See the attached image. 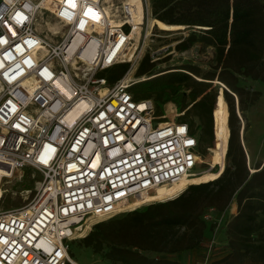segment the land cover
Returning a JSON list of instances; mask_svg holds the SVG:
<instances>
[{"label":"built area","instance_id":"built-area-1","mask_svg":"<svg viewBox=\"0 0 264 264\" xmlns=\"http://www.w3.org/2000/svg\"><path fill=\"white\" fill-rule=\"evenodd\" d=\"M139 1L141 22L127 0H0V187L26 169L42 176L31 202L0 210V264H80L70 252L83 223L85 235L176 199L190 184L157 191L201 174L183 113L159 116L152 99H135L130 71L113 84L101 75L150 36V0ZM215 211L204 215L216 224L206 254L222 224Z\"/></svg>","mask_w":264,"mask_h":264},{"label":"trees","instance_id":"trees-1","mask_svg":"<svg viewBox=\"0 0 264 264\" xmlns=\"http://www.w3.org/2000/svg\"><path fill=\"white\" fill-rule=\"evenodd\" d=\"M151 4L155 26L199 27L176 47L179 51L196 43L214 47L216 65L208 71L188 64L155 72L157 64L147 53L136 76L152 77L130 90L137 100L153 98L158 114L165 113L166 104L180 100L181 112L186 110L181 119L198 136L201 154L214 147L219 159L228 163L220 172L195 176L176 199L97 223L83 243L114 264H185L170 255L204 246L207 250L206 235L213 223L204 215L211 208L227 210L236 197L238 213L228 224L231 251L224 264H239L251 255L264 264V163L254 172L248 167L237 111L238 103L242 115L247 110L248 90L240 85V76L264 82V0H151ZM129 67L130 63H119L101 75L113 84ZM217 79L226 87L221 92L213 87Z\"/></svg>","mask_w":264,"mask_h":264},{"label":"rangeland","instance_id":"rangeland-1","mask_svg":"<svg viewBox=\"0 0 264 264\" xmlns=\"http://www.w3.org/2000/svg\"><path fill=\"white\" fill-rule=\"evenodd\" d=\"M127 1V3L129 4H137V20L141 22L143 18L142 6L140 4V1ZM155 20L156 18H154L153 15L146 16L143 33L146 34L145 32H147L150 36L147 38L145 43L144 36L142 37L141 42L137 40V48L133 47L134 49L129 53V61L124 62L130 63V72H128L129 75L135 80L134 84L142 83L145 80L151 79L152 77L148 76V74H145L142 77L136 76V72L139 67H136V65H138L139 63L141 64L142 61L139 60V55L143 53L144 56L149 53L151 56V62H156L157 65L154 70L155 72H159L160 70L164 69L170 70L173 67H182L188 64L196 65L203 69V71L214 70L216 65L214 47L204 46L200 43L194 44L191 48L187 49V51H179L176 47V45L186 39L187 36L192 33V31H198L199 27L193 28L186 25L184 26V28H178L173 26L170 27L165 24L155 26ZM219 71L220 70H217V72ZM197 79L199 81L203 80L201 78ZM240 85L248 90V94L246 96L247 110L245 111L244 115H242L240 110L238 111L237 106V111L242 123L241 132H244H242V137L243 145L246 151L248 167L250 168L251 172H254L259 164L264 163V82L254 80L251 77H245L242 75L240 76ZM224 86L225 85L218 79L213 81V87H216L219 92L224 89ZM220 97V101H224V94H220ZM148 99H152L154 101L153 98ZM164 109V114L157 113V115H167L168 118H171L174 116V112L176 111L183 113V115H181L179 118H176V120L178 121H182L181 118H183L186 112V110L181 112L183 106L181 105L180 100L176 101V103L166 104ZM207 148V153L203 155V162L200 166L201 173H205L211 170L212 172L216 170L220 172L223 166L225 169L228 163L226 161V158L223 161L220 160L219 154L216 152V150H214V147ZM224 169L222 170V172L224 171ZM40 180H42L41 174L33 169H26L23 172L15 173L13 178L3 181V190L0 187V210L13 209L31 202L37 192L38 182ZM230 206L228 207L229 209L225 211H215L213 215L216 220H220L222 218L221 227L216 234V248H213L212 251H209L208 254H206L207 250L204 246L203 248H194L193 250L186 252H178V254L170 255V257L176 260H180L185 264H224V258L231 251V249L229 248L230 236L227 233L228 224L238 213L236 197L234 199V202ZM123 214L124 213L120 215ZM94 226H92V228ZM215 226V223L211 224V229L207 232V244L212 240V238L214 239ZM91 230L92 229H90V231ZM87 233L84 236L76 238V241L71 246L70 253L72 254V257L75 259V261H78V263L80 264H114L110 260L104 258L102 253H97L93 250L92 247L89 248L85 246V244L83 243V238L90 232L88 234ZM239 264L260 263L255 255H251V257L246 258Z\"/></svg>","mask_w":264,"mask_h":264},{"label":"bare ground","instance_id":"bare-ground-1","mask_svg":"<svg viewBox=\"0 0 264 264\" xmlns=\"http://www.w3.org/2000/svg\"><path fill=\"white\" fill-rule=\"evenodd\" d=\"M134 1V0H132ZM132 3V2H130ZM81 105H83V103L79 104L78 107H80ZM77 107L76 110H78L79 108ZM203 173V172H202ZM201 173V174H202ZM199 174V175H201ZM198 176V175H194L191 178H187L184 177L180 182H178L176 185L172 186V187H163L162 189H158L157 191V199L158 198H162L165 195H173L176 194L177 191L185 188L188 184H191V182L194 180V177ZM87 228V224L83 223L81 227H79L75 233L73 234V239L76 240V237H81L84 235L85 231Z\"/></svg>","mask_w":264,"mask_h":264},{"label":"water","instance_id":"water-1","mask_svg":"<svg viewBox=\"0 0 264 264\" xmlns=\"http://www.w3.org/2000/svg\"><path fill=\"white\" fill-rule=\"evenodd\" d=\"M224 88H226L225 86H224ZM237 103H238V101H237ZM238 111H239V103H238ZM243 132V131H242ZM244 133V132H243ZM243 133H242V135H243Z\"/></svg>","mask_w":264,"mask_h":264},{"label":"crops","instance_id":"crops-1","mask_svg":"<svg viewBox=\"0 0 264 264\" xmlns=\"http://www.w3.org/2000/svg\"><path fill=\"white\" fill-rule=\"evenodd\" d=\"M231 205H232V203H231ZM231 207V206H230ZM229 209V208H228Z\"/></svg>","mask_w":264,"mask_h":264}]
</instances>
